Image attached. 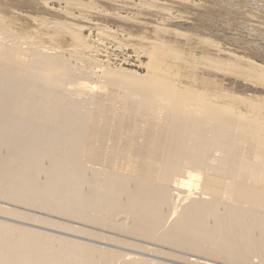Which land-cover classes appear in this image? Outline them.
<instances>
[{
	"label": "bare ground",
	"instance_id": "1",
	"mask_svg": "<svg viewBox=\"0 0 264 264\" xmlns=\"http://www.w3.org/2000/svg\"><path fill=\"white\" fill-rule=\"evenodd\" d=\"M44 31L0 17V264H264V101L173 79L167 43L140 74Z\"/></svg>",
	"mask_w": 264,
	"mask_h": 264
},
{
	"label": "rangeland",
	"instance_id": "2",
	"mask_svg": "<svg viewBox=\"0 0 264 264\" xmlns=\"http://www.w3.org/2000/svg\"><path fill=\"white\" fill-rule=\"evenodd\" d=\"M65 1L0 0V17L6 20L17 32L37 29L45 32L44 30H46L47 34L39 35V37L37 35V38L42 40L45 46H59V49L71 47L72 39L70 35L68 36V32L70 29L80 28L83 36L97 50L99 49L96 54L98 58L95 57L104 60L106 63L109 62L106 67L109 66V68H113L112 70L127 68L143 74L147 71L150 51L158 53V49L159 51L164 50L165 46L169 44V48L177 49V51L171 50L174 53L173 55L170 53L171 55L169 54L166 60L167 66H169L167 72L173 79L177 77L188 81L191 78L193 84L198 88L204 87L205 84L207 87L214 85V82L219 84L221 88L226 86L227 82H232L234 84H231L230 87L232 94L257 96L264 101V84L255 80L257 78H249L247 70L243 66L249 59L264 65V0ZM72 2L73 4H71ZM77 2L84 5L76 6L75 3ZM41 23L48 25L52 23V27L53 24L59 23V30L61 31L66 27L68 32L66 34L65 31L67 30L65 29L62 30L64 33H61L57 26L54 28L45 27ZM55 32L58 34L56 35ZM48 34L53 35H51L53 38L50 36L53 40H49ZM155 35L158 36V39ZM156 39L165 44L160 45L164 47L163 49L155 44L157 43ZM207 39L219 47L213 48L209 42L206 44L205 40ZM100 40L103 42L101 43ZM142 47H148V50L144 49L143 51ZM182 53V58L178 57ZM232 54L242 57L237 60L231 58ZM211 56L215 58L210 59ZM219 58L231 59V61L228 60L230 62L226 61V63L222 60L223 64ZM243 58L246 59L245 62ZM212 61L215 62L210 65ZM229 64H234L233 67L235 68L236 65L240 64L244 68L238 66L233 70L229 68ZM213 70L215 71L213 72ZM172 184L174 185V183ZM171 189H174L173 186ZM198 192L200 195L202 189L195 190L193 193L197 196ZM257 210L261 211L260 208Z\"/></svg>",
	"mask_w": 264,
	"mask_h": 264
}]
</instances>
